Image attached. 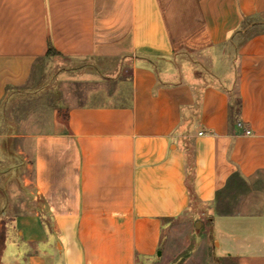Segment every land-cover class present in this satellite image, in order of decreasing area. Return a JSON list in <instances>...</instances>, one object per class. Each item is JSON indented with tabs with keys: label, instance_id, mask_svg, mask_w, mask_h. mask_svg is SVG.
<instances>
[{
	"label": "crops",
	"instance_id": "1",
	"mask_svg": "<svg viewBox=\"0 0 264 264\" xmlns=\"http://www.w3.org/2000/svg\"><path fill=\"white\" fill-rule=\"evenodd\" d=\"M118 60L128 79L102 77ZM51 62L97 64L86 82L101 101L55 111L32 136L24 203L0 216V248L7 235L16 252L0 256L264 264V202L230 214L216 202L264 174V0H0V114ZM200 210L212 227L193 234Z\"/></svg>",
	"mask_w": 264,
	"mask_h": 264
},
{
	"label": "rangeland",
	"instance_id": "2",
	"mask_svg": "<svg viewBox=\"0 0 264 264\" xmlns=\"http://www.w3.org/2000/svg\"><path fill=\"white\" fill-rule=\"evenodd\" d=\"M96 65L91 63L88 64L89 68L67 70L71 67L63 62L42 64L41 71L36 74L33 82L26 89L17 91L2 107L0 136L5 137L0 139V148L4 154L0 153V216L5 213L15 215L11 207L14 209L15 205L17 207V204L24 203L17 200L24 199L23 181L31 178L32 175L34 133L44 129L55 111L62 114L68 105L101 101L95 96L101 90L97 80H92V83L86 82L92 79H87L86 75L91 73L92 67ZM128 68V64L121 60L106 62L102 69V77L128 79ZM86 69L87 71H84ZM111 89V86L105 88L106 91ZM104 101L112 102L111 98ZM216 202H220L218 206L220 214L237 213L241 209L240 202H264V174L255 181L235 182V185L222 193ZM184 220L187 221L188 217L174 225L177 227L183 224ZM189 221L192 224L193 234L201 231L206 233L212 227L210 217L202 210L193 214ZM2 239L7 246L0 248V254L6 249L16 252L17 247L10 241L12 238L4 235ZM0 263L10 264L3 256H0Z\"/></svg>",
	"mask_w": 264,
	"mask_h": 264
},
{
	"label": "built area",
	"instance_id": "3",
	"mask_svg": "<svg viewBox=\"0 0 264 264\" xmlns=\"http://www.w3.org/2000/svg\"><path fill=\"white\" fill-rule=\"evenodd\" d=\"M238 128L244 132L245 135L249 136L252 134V132L248 129H245L244 124L242 122H238L237 124Z\"/></svg>",
	"mask_w": 264,
	"mask_h": 264
},
{
	"label": "trees",
	"instance_id": "4",
	"mask_svg": "<svg viewBox=\"0 0 264 264\" xmlns=\"http://www.w3.org/2000/svg\"><path fill=\"white\" fill-rule=\"evenodd\" d=\"M48 55L49 56H57L58 55V53L53 50V48L51 47V45L49 47Z\"/></svg>",
	"mask_w": 264,
	"mask_h": 264
}]
</instances>
